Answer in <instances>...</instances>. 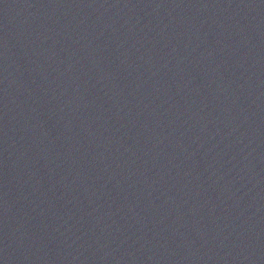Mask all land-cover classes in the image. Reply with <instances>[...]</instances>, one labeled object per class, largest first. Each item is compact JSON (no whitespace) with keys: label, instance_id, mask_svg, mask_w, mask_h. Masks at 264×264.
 <instances>
[{"label":"water","instance_id":"water-1","mask_svg":"<svg viewBox=\"0 0 264 264\" xmlns=\"http://www.w3.org/2000/svg\"><path fill=\"white\" fill-rule=\"evenodd\" d=\"M0 264H58L1 190Z\"/></svg>","mask_w":264,"mask_h":264}]
</instances>
